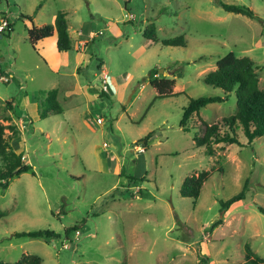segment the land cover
I'll return each mask as SVG.
<instances>
[{"label":"rangeland","instance_id":"obj_1","mask_svg":"<svg viewBox=\"0 0 264 264\" xmlns=\"http://www.w3.org/2000/svg\"><path fill=\"white\" fill-rule=\"evenodd\" d=\"M222 1L244 3L258 17L215 0H0V16L12 25L0 36V70L12 74L0 80V122L16 126L11 146L31 166L0 186V259L35 253L42 264L264 262V134L249 141L238 124L240 143L213 142L212 154L195 143L199 117L227 129L221 120L235 112L233 90L201 107L187 130L179 124L190 97L225 94L203 76L228 51L255 58L264 88V0ZM58 10L70 48L58 50L53 35L33 48L30 21L20 15L43 24ZM151 21L154 42L142 34ZM178 34L185 45L161 43ZM152 68L174 77L178 93L157 97ZM53 87L63 110L41 118L39 92ZM201 169L211 173L193 203L179 188ZM243 187L245 197L221 211L220 200ZM42 228L60 236L12 234Z\"/></svg>","mask_w":264,"mask_h":264},{"label":"trees","instance_id":"obj_2","mask_svg":"<svg viewBox=\"0 0 264 264\" xmlns=\"http://www.w3.org/2000/svg\"><path fill=\"white\" fill-rule=\"evenodd\" d=\"M217 5H220L227 11L243 13L250 17H258L254 9L244 3H230L222 0H215ZM28 18L30 26L27 27V38L29 43L35 48L43 41L50 38L54 31L56 32V48L58 50H66L71 46L70 34L68 30V22L65 17V12L58 10L55 17L50 23L35 24L30 15L23 16ZM12 30V25L9 23L6 33ZM144 37L149 42L156 41V27L154 22H149L142 31ZM94 36H92L93 38ZM161 43L165 45H185L183 34H178L173 37L164 38ZM257 63L255 58L248 55L237 56L233 51H228L216 60L215 68L208 71L203 76V81L207 84L218 86L225 92L221 95H208L199 97H190L187 104L183 107L182 116L179 120L180 126L187 130L189 128V119L193 114L197 115L198 110L209 102L223 101L227 98V93L234 91L235 94V112L222 117V124L227 126V129H221L219 122L206 123L201 117L198 118L199 124L202 127L201 134L195 133L193 139L197 145H205L208 154L214 152L213 142L223 143H240L238 139L237 127L238 124L242 127L244 135L249 141L255 137L264 134V88H260L258 84V74L255 69ZM79 67H77V70ZM159 69H150L148 80L151 85L156 88V96L164 97L177 94L174 90L175 78L158 76ZM58 88L53 87L47 90H41L38 96V111L41 118L46 117L50 113H61L63 107L58 100ZM9 103V102H8ZM197 126V125H196ZM11 130V135H5V128ZM18 130L15 125L4 124L0 122V186L6 188L9 180L23 171L30 169V164L22 159V151H15L10 143L12 137H17ZM146 140V139H145ZM211 171L201 169L198 172H193L183 178L179 191L183 196L193 198V203L200 194L201 186L206 180ZM245 186V185H244ZM245 197V187L238 192L232 194L226 199H221L220 210L226 211L233 203L240 201ZM258 209L264 213V208L258 206ZM4 212L0 209V217ZM221 223V218H217L209 226L212 230L215 226ZM78 225L65 227V235L70 229H78ZM15 236H41L45 238H56L60 234L50 228H42L35 230H20L12 233ZM248 248V245H247ZM250 252V250H248ZM249 255V253L247 254ZM208 258H202L200 264H210ZM0 264H42V258L35 253H23L15 261H6L0 259ZM247 264H264L258 262L254 257L249 258Z\"/></svg>","mask_w":264,"mask_h":264},{"label":"built area","instance_id":"obj_3","mask_svg":"<svg viewBox=\"0 0 264 264\" xmlns=\"http://www.w3.org/2000/svg\"><path fill=\"white\" fill-rule=\"evenodd\" d=\"M9 23H10V22H9V20H8L7 17H5V16H0V34L6 32V29L8 28V24H9ZM0 61H1V58H0ZM105 75H106V74H105ZM11 76H12V74H9V73L7 74V73L2 72V71L0 70V80L7 82V81L10 80ZM96 122H98V123H102V122H104L103 117H102V116H97V117H96ZM136 148H138V149L140 150L141 147L136 146ZM76 231H77V230H76Z\"/></svg>","mask_w":264,"mask_h":264},{"label":"crops","instance_id":"obj_4","mask_svg":"<svg viewBox=\"0 0 264 264\" xmlns=\"http://www.w3.org/2000/svg\"><path fill=\"white\" fill-rule=\"evenodd\" d=\"M55 17V16H54ZM1 35V34H0ZM53 35V37L55 38V42H56V32L54 31V33L52 34ZM52 37V36H51ZM50 37V38H51ZM49 39V38H48ZM47 40V39H46ZM46 40L45 41H43V43H41L39 46L40 47H42L43 46V44H44V42H46ZM56 46V45H55ZM1 59H2V57H1ZM78 67V66H77Z\"/></svg>","mask_w":264,"mask_h":264},{"label":"water","instance_id":"obj_5","mask_svg":"<svg viewBox=\"0 0 264 264\" xmlns=\"http://www.w3.org/2000/svg\"><path fill=\"white\" fill-rule=\"evenodd\" d=\"M0 36H1V35H0ZM162 70H163L162 68L159 69V71H162Z\"/></svg>","mask_w":264,"mask_h":264},{"label":"clouds","instance_id":"obj_6","mask_svg":"<svg viewBox=\"0 0 264 264\" xmlns=\"http://www.w3.org/2000/svg\"><path fill=\"white\" fill-rule=\"evenodd\" d=\"M96 121V120H95ZM103 123V122H102Z\"/></svg>","mask_w":264,"mask_h":264}]
</instances>
